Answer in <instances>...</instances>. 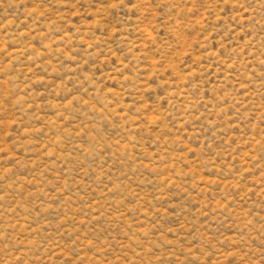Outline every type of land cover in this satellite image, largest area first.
Masks as SVG:
<instances>
[{"label":"rangeland","instance_id":"obj_1","mask_svg":"<svg viewBox=\"0 0 264 264\" xmlns=\"http://www.w3.org/2000/svg\"><path fill=\"white\" fill-rule=\"evenodd\" d=\"M0 264H264V0H0Z\"/></svg>","mask_w":264,"mask_h":264}]
</instances>
